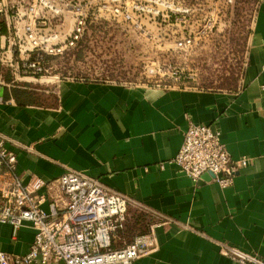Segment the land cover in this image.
I'll list each match as a JSON object with an SVG mask.
<instances>
[{
  "label": "crops",
  "instance_id": "obj_1",
  "mask_svg": "<svg viewBox=\"0 0 264 264\" xmlns=\"http://www.w3.org/2000/svg\"><path fill=\"white\" fill-rule=\"evenodd\" d=\"M245 59L229 88L81 78L59 79L50 89L0 85V133L22 181L37 175L52 197L69 166L143 205L129 212L148 213L144 230L160 219L153 211L170 217L155 229L158 246L134 264H243L224 253L227 246L264 259V0ZM20 90L26 95L19 101ZM189 118L219 128L233 158L252 159L231 185L222 187L210 173L193 181L167 162L181 148ZM35 234L29 223L16 230L0 222V248L26 254Z\"/></svg>",
  "mask_w": 264,
  "mask_h": 264
},
{
  "label": "built area",
  "instance_id": "obj_2",
  "mask_svg": "<svg viewBox=\"0 0 264 264\" xmlns=\"http://www.w3.org/2000/svg\"><path fill=\"white\" fill-rule=\"evenodd\" d=\"M50 7L52 12L41 15L38 0H0L1 86L12 87L24 79L45 76L48 58L74 49L82 39L88 19L85 13L78 10L66 32L62 11ZM134 7L140 10V6ZM99 10L103 8L99 6ZM173 10L163 15L170 16ZM119 11L117 5H111L108 13L116 18ZM151 14L153 26L161 29L162 11H148ZM54 18L58 20L56 24ZM126 18L131 15L126 14ZM147 24L136 25L148 29ZM204 28L211 30L212 25ZM192 42L191 37H183L178 46ZM6 73L10 80L4 78ZM183 135L181 148L167 162L176 164L193 181L210 173L226 187L234 182L241 168L251 163L248 156L233 158L222 142L221 130L210 124L189 118ZM164 165L165 162L160 167ZM16 168L17 156L6 148L0 133V222L10 223L16 230L29 223L36 230L26 254L0 248V264H134L158 246L156 227L172 220L150 211L160 219L148 231L114 246L119 231L126 227L130 207L137 204L145 208L143 205L99 178L69 166L55 181L59 195L52 197L47 182L34 174L23 182ZM224 251L243 264H264V259L233 247L227 246Z\"/></svg>",
  "mask_w": 264,
  "mask_h": 264
},
{
  "label": "rangeland",
  "instance_id": "obj_3",
  "mask_svg": "<svg viewBox=\"0 0 264 264\" xmlns=\"http://www.w3.org/2000/svg\"><path fill=\"white\" fill-rule=\"evenodd\" d=\"M257 2L38 0L41 15L52 12L51 5L62 11L66 32L71 29L76 12L85 13L88 19L81 43L83 55L77 60L74 53L59 59L48 58L49 71L45 76L28 78L16 84L50 89L59 79L81 78L133 85L236 86L244 68ZM111 5L120 9L116 18L108 13ZM136 5L140 10L134 7ZM99 6L103 8L102 12ZM171 9L174 12L165 17L163 14ZM157 10L162 11L161 29L153 26L152 14L148 15V11ZM126 14L131 18H126ZM56 22L58 20L54 18L53 23ZM140 22L148 23V29L137 27ZM209 24L211 30L204 28ZM183 37H191L192 44L178 46Z\"/></svg>",
  "mask_w": 264,
  "mask_h": 264
},
{
  "label": "trees",
  "instance_id": "obj_4",
  "mask_svg": "<svg viewBox=\"0 0 264 264\" xmlns=\"http://www.w3.org/2000/svg\"><path fill=\"white\" fill-rule=\"evenodd\" d=\"M82 42H83V38L79 41L76 48L67 51L63 55L52 56V58L59 59L60 56H65V55L68 56L69 54L74 53L76 54V60H77L78 58H80V56L83 55L82 54L83 49L81 45ZM0 71H1V68H0ZM4 78L6 80H10L11 77L8 73H6L4 75ZM18 92L16 93V96H17V99L20 101L21 97L26 95V93L23 90H20ZM147 214L139 209L135 213L129 212L126 227L122 229L121 231H119L118 237L114 239V246L121 245L124 240H130L138 232L139 233L145 232L146 230H144L143 227L147 224L149 225L152 221V218L149 217V215Z\"/></svg>",
  "mask_w": 264,
  "mask_h": 264
},
{
  "label": "water",
  "instance_id": "obj_5",
  "mask_svg": "<svg viewBox=\"0 0 264 264\" xmlns=\"http://www.w3.org/2000/svg\"><path fill=\"white\" fill-rule=\"evenodd\" d=\"M0 90H2V88Z\"/></svg>",
  "mask_w": 264,
  "mask_h": 264
}]
</instances>
